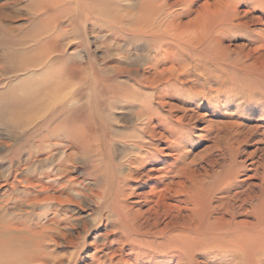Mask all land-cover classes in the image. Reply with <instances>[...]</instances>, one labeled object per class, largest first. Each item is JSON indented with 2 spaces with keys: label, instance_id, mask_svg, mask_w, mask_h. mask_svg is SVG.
Wrapping results in <instances>:
<instances>
[{
  "label": "rangeland",
  "instance_id": "obj_1",
  "mask_svg": "<svg viewBox=\"0 0 264 264\" xmlns=\"http://www.w3.org/2000/svg\"><path fill=\"white\" fill-rule=\"evenodd\" d=\"M140 1L102 0L101 14L75 0H0V222L41 231V257L30 264H177L160 255L134 260L111 213L143 212L137 222L164 235L156 230L178 211H148L160 188L151 190L143 173L155 166L167 172L165 182L183 172L181 165L203 182H187L188 197L203 202L196 213L191 200L180 212L195 217L190 234L221 213L256 220L264 197V0H235L231 21L209 13L207 31L198 16L204 0H159L157 6L182 12L181 36L193 39H167V60L166 46L150 32L119 31L118 10L132 4L137 11ZM47 25L60 35L35 49L32 36ZM36 56L43 64L26 65ZM42 90L53 99L31 126L54 119L35 131L7 108ZM72 125L97 148L96 157L81 152ZM132 161L136 169L127 176ZM170 228L165 234L176 232ZM205 252L195 243L185 263L204 264L212 258Z\"/></svg>",
  "mask_w": 264,
  "mask_h": 264
},
{
  "label": "bare ground",
  "instance_id": "obj_2",
  "mask_svg": "<svg viewBox=\"0 0 264 264\" xmlns=\"http://www.w3.org/2000/svg\"><path fill=\"white\" fill-rule=\"evenodd\" d=\"M55 1L58 0H48V2ZM75 1L79 4V6L84 7V9H86L88 12H93L97 10V8L101 10V14L102 12H104L103 6L105 4L102 2V0ZM158 2L160 1L141 0L138 3L137 11L132 10V4L125 5L118 10L116 14V22L119 26V31L129 30L132 32V36L138 33L140 34L143 32H150L153 37L152 39L154 41H157L159 47H161L162 45L163 47L166 46L165 49L163 48L164 53L162 54V57L167 60L170 57V51L168 50L170 46L169 43L165 41L167 39H171V44L173 43L178 45L184 38L181 36L182 33L180 32V30H182L185 26L179 25V23L176 22V18L179 17L182 12L168 11L165 9V5H162L161 7L160 5L157 6L155 3ZM252 5L254 7L258 4L252 3ZM260 5L261 3H259V6ZM220 7H222V9ZM160 12H162L163 16L159 15ZM234 12L235 0H217L215 2H213L212 0H204V3L201 6V10H199L198 16L200 17V20L206 19V28L204 30L207 31L209 23V13L213 15L215 19H221V17L226 16V18H223L224 21H231V19L229 18V14L233 15ZM52 26H40L37 30V33L32 36V39L35 43V49L49 47L51 41L58 39L60 33H57ZM41 35H45V37H41ZM183 41L188 42L191 45L193 44V39L189 37H186ZM44 54H47L48 56L49 52H44ZM43 62L44 59L42 56H36L35 58L26 59V65L30 66H37L43 64ZM52 97L53 96L51 92L42 90L38 94L29 95L19 100L17 99L13 101L9 105L7 110L11 113L12 117L19 118L23 124V121H25L26 124H24V126L31 127L32 129L37 131L45 127L47 124H49L50 121L54 119L53 114L51 116H48L49 119H45L43 120V122L31 126L35 121H37V119H41V117H43L44 111L47 112L48 109L46 107H48V105L52 102ZM61 110L63 112L68 111L65 106H63ZM147 119L150 118L147 117ZM145 126V128H148V125ZM80 129V126L72 125V131H74V133H72V137H75L78 140V145L79 147H81V152L90 153L96 157V151H98L97 148H90L89 146H87L88 141L86 142L84 140L85 138ZM134 137L136 138L137 136ZM136 145L139 146L140 144L138 143ZM135 161L137 162L136 159ZM135 161L131 162L132 167H130V171L128 170L129 172L127 176H131V171H133V169H136L133 165L135 164ZM142 161L143 159H141V162ZM165 161L166 160H164L163 162L165 163ZM107 167L109 168L108 164ZM179 169L183 170V172L176 173L177 175L173 176V178L175 179L171 180V182H165V179L168 176L167 172L164 171V168L162 166L151 167L148 171L143 173V176H145L149 181L152 180V182L155 184L154 186H151V190H154L155 187L160 188L158 191L156 189L157 193L153 192L155 199L149 198L150 200L148 202L152 201L151 203H153V205L151 203L148 204V206L151 205L150 207H148V211L151 209H156V207L160 206L162 207V209H164L165 215L166 211L168 212V210L172 208H175L178 211V215H171L174 218L170 221L168 220V225L165 224L162 228L156 230L157 233L164 235L155 236L152 234L155 233V231L150 230L151 227L143 228L142 223H138L139 221L137 222V218L141 217L143 215V212H111L116 216L117 220H115L114 223L117 224L121 229L123 233V239H125L132 246L131 250H133L132 255L134 256V260H137L139 257H141L142 260H147L149 262L153 257L155 258L160 255L166 257L168 263L176 262L177 264H186L185 262L190 260V257L192 256L191 250L196 243L199 246H202L204 250H206L205 256L210 257L208 255L212 254V258L208 260L205 259L206 261L203 262L204 264H213V262L216 264H264V197L260 198L259 205L254 208L256 216V220L254 222H249L246 220H234L233 217L225 218V213H221L217 216L213 215L212 213L214 217L211 218V220L208 219L207 222H204L203 229L202 231L200 229L201 232H199V235L197 234L198 230H196V232L191 231L192 234H190V230L187 229H191L193 227L194 229L198 228L195 217L189 214L181 215L180 212L182 210L189 209V207H187V204L192 202L190 210H192L193 213H196L198 207L200 206V203L203 204V202L200 201L198 206V202L196 204V201L194 198L192 199L193 196L191 194L189 195L190 198L188 197V192L190 193V191L187 189V182H191L192 185L194 184V186L196 185L195 188L198 187L197 184L199 182H203H201V180L199 181L194 171L189 169L187 170L186 167L184 168L182 165L180 168H178V170ZM155 172H157V174H155ZM199 188L197 189V191L199 190ZM209 188L212 189V185H208L207 190H209ZM193 192H195V190ZM150 193L151 192H149V194ZM166 193L168 194V196L166 195ZM119 194H125L123 188L119 189ZM197 194L195 193V196ZM245 197L248 198V196ZM169 198H172L173 201L175 200V203L168 202L167 199ZM222 198L223 197H221V199ZM249 199L250 197L247 200ZM233 202L235 201L233 200ZM244 202L242 201V203ZM156 210H158V208ZM160 214L162 215V213ZM174 214H176V212ZM231 215L232 214H230V216ZM170 227H173L176 232L172 231L170 233L167 232L168 234H165ZM173 228L170 229L173 230ZM36 230L37 229L32 230L28 226L19 228V226L17 227V225L15 226L12 223H7L5 221L0 222V264H30L33 261H39L41 257L40 242L42 240L43 234L40 233L41 231L39 232V230ZM207 232L213 236L205 237ZM215 241L217 242V244ZM223 244H226V246Z\"/></svg>",
  "mask_w": 264,
  "mask_h": 264
}]
</instances>
